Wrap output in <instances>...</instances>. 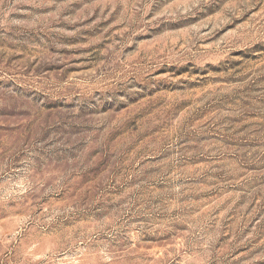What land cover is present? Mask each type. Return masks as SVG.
<instances>
[{
	"label": "rangeland",
	"instance_id": "obj_1",
	"mask_svg": "<svg viewBox=\"0 0 264 264\" xmlns=\"http://www.w3.org/2000/svg\"><path fill=\"white\" fill-rule=\"evenodd\" d=\"M0 264H264V0H0Z\"/></svg>",
	"mask_w": 264,
	"mask_h": 264
}]
</instances>
